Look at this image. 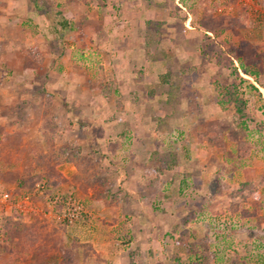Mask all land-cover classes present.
I'll use <instances>...</instances> for the list:
<instances>
[{
    "label": "rangeland",
    "instance_id": "374dc122",
    "mask_svg": "<svg viewBox=\"0 0 264 264\" xmlns=\"http://www.w3.org/2000/svg\"><path fill=\"white\" fill-rule=\"evenodd\" d=\"M47 1V29L54 27L56 33L47 31L41 62L46 100L40 107L22 100L33 94L22 89L36 83L33 78L8 86L16 102L14 115L6 109L0 116V186L20 194L27 183L33 192L45 182L35 180L40 174H52L57 186L46 183L50 189L42 196L36 193L35 212H14L4 220L0 256L9 255L13 262L25 252L41 264H57L55 258L63 248L70 250L71 240L90 239L89 231L104 234L106 227L109 240L130 244L137 229L121 224L141 213L139 230L144 232L138 236L157 237L160 243L156 254L149 253L140 264H197L191 246L209 256L210 264H264V85L240 69L257 70L264 82V0ZM64 7L82 15L67 19ZM58 19L67 20L69 28ZM225 85L237 86L253 120L238 140L232 139L229 124L220 126V120L236 112L234 105H220ZM139 112L147 126L145 143L152 130L162 147L155 158L159 167L173 164L175 170L173 178L157 180L158 189L124 179H130L126 162L103 153L113 142L106 137L110 134L99 135L103 126L114 124V140L122 143L129 138L122 136V126L135 124ZM89 161L96 164L94 173L87 168ZM145 173V184L155 179ZM166 186V195L159 198ZM129 191L141 198L125 202ZM91 193L104 198L93 202L100 210L103 205L113 210L122 200L120 216L102 220ZM56 195H74L82 202L80 222L69 224L61 207L50 213ZM150 222L154 229L145 228ZM8 243L16 246L11 249ZM0 264H5L1 257Z\"/></svg>",
    "mask_w": 264,
    "mask_h": 264
},
{
    "label": "crops",
    "instance_id": "0c3cea01",
    "mask_svg": "<svg viewBox=\"0 0 264 264\" xmlns=\"http://www.w3.org/2000/svg\"><path fill=\"white\" fill-rule=\"evenodd\" d=\"M55 1L56 3L60 2V0ZM64 1L66 4H70L68 0ZM64 1H61V3ZM73 2L75 3V0ZM48 3L49 2L47 0H0V116H3L1 111H4L6 109H12L13 112H11L10 115H14V107L16 102L15 92L14 89L10 90L8 86H12V84L15 85L18 82H26L27 78H33V81L37 80V82L33 84L34 86H31L30 82L22 87L23 90L32 89L33 91V94L31 96L29 94L28 98L22 97V100L28 101L29 103L33 101V104L38 105V107H40L41 101L45 102L46 100L44 97L46 94L45 89L47 84L45 76L42 82L40 81V75H43L45 73L46 67L45 65L41 64V62L46 55H44V52L47 51V31L52 32V29L54 28L48 27L47 29V21L51 17L47 8ZM78 5L81 6L80 4ZM79 8L83 10L85 7ZM75 9L76 8H72V11ZM62 11L66 13H64V15H66L67 19L71 18L72 20H74L76 16L82 15L80 13H70L71 11L68 12L65 7ZM58 21H62L61 23H63V25L65 26L64 29L69 28V22H67V20L65 21L63 19H58ZM53 32L56 33V29ZM120 44L124 45L123 42H120ZM71 49H74V46H72ZM37 54H39V56H37ZM36 59L38 60L36 61ZM34 62H37V65L34 64ZM85 75L87 78L88 75ZM86 81H88V78ZM21 85L22 83L20 84V86ZM63 96L68 97L66 95ZM58 98L59 97H56V100H60ZM4 99L6 103L4 102L2 104L1 102H3ZM18 103H20V101H18ZM138 117L139 119L135 121V124L125 123L124 126H122L124 127V129H126V131L124 130V135H122L123 137L128 136L130 138L128 133L133 134V138H130L131 140H129L128 138L124 142L122 141V143H118L116 142L117 140H114V136L116 133L114 124L109 123L107 126H103V128L99 131L101 132L99 135H102L106 132V134H110L109 136H106L107 139L113 140V142L109 143L108 145V149H110L109 152H104L103 150V153L107 155V158L112 155H118V160L123 159L122 163L123 161L126 162V164L129 166V169H127V175L130 176V179L127 176L126 178H124L123 176L124 179H127L128 181H133L134 179H136V182L139 183L140 187H143L144 189H158L160 188V182L157 180L166 179L168 176L169 178H171L175 174V170H173V164L168 165L166 169H162L159 167V163L155 158L159 157L157 155L158 153H160V149H162V147L159 144L158 140H155L152 137V130H150L151 135L149 136L150 143H145L146 139L142 136V133L146 132L147 126H143L144 123L140 120L142 119V114H140V112ZM175 118H177L178 120L181 119L177 116H175ZM1 131L2 128L0 127V132ZM156 132L159 131L156 130ZM95 140L96 139H94V141ZM129 145L130 150L125 151V147L127 148V146ZM120 148L123 152L119 153L117 149ZM153 148H157V150L154 151L152 150ZM122 153L123 155H120ZM144 167L149 169L143 171L142 168ZM145 172H148V174L152 176L153 174H155V179L152 180L153 183L149 181L145 184V182L143 181L144 178L141 177V175H143ZM155 181H157V183ZM164 189L165 190H163V192H159V198H164L169 187L166 186L164 187ZM131 192L132 191H129L130 194L124 192L125 202L129 201V197H131V199L141 198L139 194ZM91 195L92 193L90 194V196ZM93 196L94 194L91 196L93 209L99 211L100 208L94 203L99 204L103 201L105 202V200L104 198L97 199L98 197L94 198ZM148 196H150V194ZM148 203H150V200L148 201ZM177 207L180 208V206H176L175 209H179ZM102 208L103 209L100 210L101 219L105 220L107 218L109 219V217H114V214H116V216H120L123 208V203L122 200H120L119 203L115 204L113 210L112 208L106 207L104 205ZM140 214L141 213H138L137 215L136 213V215L133 216L131 222H122L121 224V227H123V229L127 228L131 231L137 229L135 232V240H131L130 244L129 242L123 244V242L119 240H109L111 234L108 230V227H106L107 231L103 229L104 234L101 235V229L99 230V235L98 233L93 231L87 232L86 234L88 237H90V239L71 240L70 248L75 249L74 264H132L131 254L135 251L139 252L140 261H142L144 257L148 258L149 253L154 252L156 254V247L157 245H159V238L154 237V240L149 239L148 237L145 238V240H141V238L138 236V232H140L139 228L141 227ZM97 217H100V215H98ZM125 218L126 216L123 215L122 219H119V222L121 223V221H123V219L125 220ZM93 221L94 220H92V222ZM152 225L153 223L150 222V226L145 228L154 229ZM142 232L144 231H141L140 234H142ZM105 233H107L108 236L105 235ZM78 235L79 234H77V236ZM9 245L10 243H8V246ZM14 246H16L15 243L11 244L10 248H13ZM0 257L1 260L5 262V264H41V262L37 260L38 258L34 257L32 253L31 255L25 252L21 255L17 254V258H13V262H11V256L9 255H7V257L3 256V258L1 255ZM55 259L57 264H63L62 256L56 257ZM150 260L152 261V257L150 258ZM44 263H46V261Z\"/></svg>",
    "mask_w": 264,
    "mask_h": 264
},
{
    "label": "trees",
    "instance_id": "16d2710c",
    "mask_svg": "<svg viewBox=\"0 0 264 264\" xmlns=\"http://www.w3.org/2000/svg\"><path fill=\"white\" fill-rule=\"evenodd\" d=\"M240 69L243 70L244 74L255 79L256 83L259 84L261 87H263L262 85H264V82L263 80H261L259 76L260 74L257 72V70L246 68L243 65H242V68ZM164 78L165 77H163V80ZM250 87L254 90H258V88L254 86L253 84H251ZM221 95H222V98L220 100V105L222 106V108L226 109V107H230L234 105L236 108V112L235 114H228L226 118L220 120V123H221L220 126L224 124H229L230 128L233 130L232 135L234 137L232 139L238 140L240 137L245 135V133L248 131V126H247L248 120L253 121L252 117L246 112L247 102L239 95L236 85L223 86L221 90ZM218 129H220V127H218ZM220 138H221V133H219L217 139H220ZM70 160H72V158ZM87 168L92 173H94L96 171V164H93L91 161H89ZM51 175L40 174L35 180L38 182L45 181L49 185L55 184L57 186V183L51 180L54 177V176L52 177ZM22 186L24 188L22 189L25 191L34 189L33 186L31 187L29 186V184L27 185V183H24ZM194 247L195 246H191V251H192L193 256H197L198 258L199 262L197 264H210V257L205 256L204 254L199 255V251H195ZM74 256H75V252L73 248H70V250H65V248H63V255H62L63 264H74ZM131 257H132V264H140L139 252L137 251L133 252L131 254Z\"/></svg>",
    "mask_w": 264,
    "mask_h": 264
},
{
    "label": "built area",
    "instance_id": "2783aa9c",
    "mask_svg": "<svg viewBox=\"0 0 264 264\" xmlns=\"http://www.w3.org/2000/svg\"><path fill=\"white\" fill-rule=\"evenodd\" d=\"M50 189L46 182H42L36 185L33 192L25 191L20 194H16L13 190L4 189L0 186V228L6 218H10L15 213L27 216L37 209L34 208V198L36 193L40 196L46 193V190ZM49 204L50 213L53 214L56 208H63L65 220L71 224H77L82 220L84 205L74 195L62 196L56 195Z\"/></svg>",
    "mask_w": 264,
    "mask_h": 264
}]
</instances>
